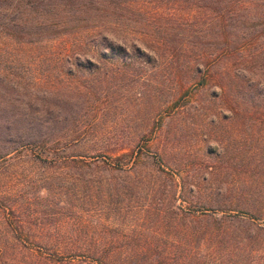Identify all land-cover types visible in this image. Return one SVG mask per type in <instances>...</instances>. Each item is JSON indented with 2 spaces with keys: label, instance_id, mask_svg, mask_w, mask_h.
Masks as SVG:
<instances>
[{
  "label": "rangeland",
  "instance_id": "374dc122",
  "mask_svg": "<svg viewBox=\"0 0 264 264\" xmlns=\"http://www.w3.org/2000/svg\"><path fill=\"white\" fill-rule=\"evenodd\" d=\"M182 205L264 206V0H0V264L130 253Z\"/></svg>",
  "mask_w": 264,
  "mask_h": 264
},
{
  "label": "trees",
  "instance_id": "16d2710c",
  "mask_svg": "<svg viewBox=\"0 0 264 264\" xmlns=\"http://www.w3.org/2000/svg\"><path fill=\"white\" fill-rule=\"evenodd\" d=\"M228 47L222 51L224 54L220 52L218 56L235 53L236 49L229 44V41ZM127 162L123 164L109 162L111 169L106 168L114 170L118 166L128 170ZM93 164L100 167V164ZM90 165L91 163L86 164V166ZM225 192L230 194L228 191ZM238 195L244 197L245 192L241 191ZM229 202L233 203V199ZM178 216L175 223L168 225L171 232L173 230L177 233L175 236L157 242L154 239L141 241L140 238L131 237L126 246L130 245L132 249L126 254L111 252V249L118 247L119 244L115 239L100 243L102 248L108 250L104 253L98 252L102 248L95 242L97 249L101 248L97 251L100 254L97 255L99 257L90 259V262L92 261V264H264V206L227 205L224 208L217 206L189 209L182 205ZM13 247H16V244H13ZM160 248L165 252H155ZM74 255L77 254H68L69 257ZM64 258L52 260V263L54 261V264H66L68 261ZM72 259L74 258L70 259V263L73 262Z\"/></svg>",
  "mask_w": 264,
  "mask_h": 264
}]
</instances>
